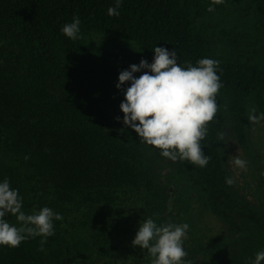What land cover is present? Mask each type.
I'll return each instance as SVG.
<instances>
[{
	"label": "trees",
	"instance_id": "trees-1",
	"mask_svg": "<svg viewBox=\"0 0 264 264\" xmlns=\"http://www.w3.org/2000/svg\"><path fill=\"white\" fill-rule=\"evenodd\" d=\"M115 5L0 0V183L7 178L18 190L26 215L49 207L63 217L53 219L43 250L42 236L0 245V264H150L131 241L147 218L167 224L169 195L151 146L123 124L125 97L115 85L125 70L119 52L132 46L139 62L151 63L156 46L174 50L185 69L202 58L219 61L218 110L201 141L211 159L192 168L211 213L237 229L234 245L243 251L205 262L189 251L184 261L252 264L264 251V210L226 183L221 141L231 121L246 146L249 100L264 114V0H121L119 16L108 15ZM74 16L76 40L61 31Z\"/></svg>",
	"mask_w": 264,
	"mask_h": 264
},
{
	"label": "clouds",
	"instance_id": "clouds-1",
	"mask_svg": "<svg viewBox=\"0 0 264 264\" xmlns=\"http://www.w3.org/2000/svg\"><path fill=\"white\" fill-rule=\"evenodd\" d=\"M222 3L224 0H212V5ZM120 4L121 0H116L115 7H109L108 15L119 16ZM213 10L209 6L208 11ZM80 24V19L74 16L71 23L62 27V34L72 40L78 39ZM152 50L151 63L141 59L139 64H132L119 73L115 86L125 97L120 104L123 124L134 129L142 143L161 150L163 157L173 162L179 159L206 167L211 157L202 150L201 141L218 110L216 94L222 87L216 74L219 61L202 58L197 61V66L187 62L185 69L177 64L174 50L161 46ZM144 69L148 71L138 78L134 76ZM126 82H130V86L125 89L122 86ZM262 118L264 114L248 116L253 123ZM229 163L246 168V161L238 156ZM226 183L231 186L234 180L226 178ZM9 213L16 217L20 227L8 223L5 217ZM53 219L62 220L63 217L49 207L26 215L22 211V197L18 190L10 187L7 178L0 183V245L16 248L29 237L42 236L40 250H43L47 238L54 235ZM188 228L187 223L157 226L152 218H147L140 224L131 246L146 249L150 264H185L187 253L182 238ZM261 261H264V251L256 253L252 264H261Z\"/></svg>",
	"mask_w": 264,
	"mask_h": 264
},
{
	"label": "rangeland",
	"instance_id": "rangeland-1",
	"mask_svg": "<svg viewBox=\"0 0 264 264\" xmlns=\"http://www.w3.org/2000/svg\"><path fill=\"white\" fill-rule=\"evenodd\" d=\"M138 52L137 47L133 46L119 52V59L125 69H129L132 64H139ZM259 61L264 63V50L260 53ZM144 71L146 70L136 72L134 76L138 78ZM128 86L130 82H127L126 87ZM247 109L248 116L261 115L257 105L251 100L247 102ZM151 150L158 182L167 189L169 195V199L164 202L167 207V224L189 225L185 237L182 238L186 253L194 252L203 262L226 257L229 251L236 255L242 253V245H234L237 238H241L237 229H230L211 213L192 164L179 159L173 162L169 158L161 157L158 155L161 150L154 146H151ZM221 154L228 176L234 180L231 185L234 195L256 209L264 210V118L255 123L248 120L247 143L244 147L239 144L231 121H228L222 135ZM237 156L246 161L245 169L229 163ZM5 219L10 225L19 224L10 213ZM236 219L241 225L242 221L237 217Z\"/></svg>",
	"mask_w": 264,
	"mask_h": 264
}]
</instances>
